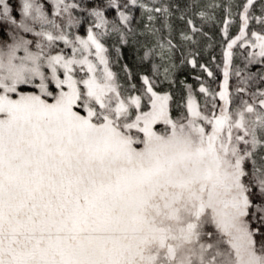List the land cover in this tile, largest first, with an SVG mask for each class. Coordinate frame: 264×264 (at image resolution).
Here are the masks:
<instances>
[{"label":"snow or ice","instance_id":"obj_1","mask_svg":"<svg viewBox=\"0 0 264 264\" xmlns=\"http://www.w3.org/2000/svg\"><path fill=\"white\" fill-rule=\"evenodd\" d=\"M255 3L235 14L225 6L224 36L234 16L240 25L220 90L196 77L204 103L186 85L173 117L157 81L170 80L177 46L153 25L162 15L171 36L169 7L20 0L14 14L0 0V264H264V87H249L264 85V8L255 15ZM218 7L190 0L179 18L191 34L181 39L194 42L202 30L193 17L212 19ZM136 8L156 39L142 59L161 61L139 85L126 65L121 81L106 46L112 35L128 42ZM238 43L242 68L232 63Z\"/></svg>","mask_w":264,"mask_h":264},{"label":"trees","instance_id":"obj_2","mask_svg":"<svg viewBox=\"0 0 264 264\" xmlns=\"http://www.w3.org/2000/svg\"><path fill=\"white\" fill-rule=\"evenodd\" d=\"M143 2L149 4V6H153V4L157 7L164 5L172 11V15L168 19V23L172 26L170 37L168 29L162 27L164 23L162 15L154 14L157 18L153 21V25L161 30L162 36L172 39L173 43L177 46L171 56V64L174 67H170L167 63L164 64L165 67H170V80L163 81V76H161V80L157 81V91L171 93L172 101L170 102V106L173 117H176L184 111V102L187 94L186 85H192L197 99L201 104L204 103L205 97L198 92L200 81L196 77H200V80L205 83L206 87L215 91L220 90L223 83V52L227 42L238 34L240 25L239 16H234V22L229 26L227 38L224 36L223 26L224 20L226 19L225 6L231 4L232 12L235 14L240 10L239 6H242L245 0H215L221 7L209 10V15L213 17L212 19L201 20L199 17H193L196 26L202 30L195 35L194 42L184 41L180 36L181 32L191 34L188 25L184 20L179 18L181 12L184 11L185 6L190 0H143ZM209 2L210 0H200L201 5ZM12 3L16 12H18V1L14 0ZM176 5L180 6L179 10L175 7ZM262 8H264V0H256L252 11L255 15H260ZM107 15L109 19H113L115 13L110 12ZM147 15L142 9H134V18L131 25L134 32L126 36L127 43H122L116 35H112L106 40V43L110 45L114 43L116 45V52L113 55V59L117 64V73L120 74L122 82L125 78L124 72L122 71L125 65L131 70L133 81L139 85V75H151V64L153 62L161 63L158 58L155 61L142 59L147 48L153 46L156 42L155 37L145 30V26L149 24ZM188 15L191 16L192 12H189ZM250 28L259 30V25L253 22ZM246 51L239 43L233 47L232 63L234 67L242 68L244 66L245 61L243 57ZM193 57L197 62L196 67L188 63ZM200 65H205L213 75L209 77ZM257 68L258 66L256 65L250 66V70L253 73L257 71ZM161 72H163V68ZM237 82V77L235 76H232L229 81L230 90L233 91L234 95H236L235 85ZM260 84L259 81L250 82V90L254 91L256 88L264 87V85ZM244 97L245 99L248 98L247 95ZM217 103H221L218 98Z\"/></svg>","mask_w":264,"mask_h":264},{"label":"rangeland","instance_id":"obj_3","mask_svg":"<svg viewBox=\"0 0 264 264\" xmlns=\"http://www.w3.org/2000/svg\"><path fill=\"white\" fill-rule=\"evenodd\" d=\"M13 1H14V0H11V3H12ZM17 1H18V8H17V10H18V12H19V3H20V0H17ZM12 5H13V3H12ZM13 7H14V5H13ZM18 12H15L14 14H18ZM80 31H81V34H83V29H81ZM106 40H108V38H107ZM106 46L109 48V56H110L111 60L113 61V70L117 72V64H116V62H115L114 59H113V55H115V52H116V45H115L114 43H113L112 45L106 43ZM258 85H259V84H258ZM260 85H261V84H260ZM28 90H31V89H28ZM163 92H165V91H163ZM236 95H239V94H236ZM244 98H245V97H244ZM172 115H173V114H172ZM157 130H158V131H164V130H165V126H164L163 124L158 125V126H157Z\"/></svg>","mask_w":264,"mask_h":264}]
</instances>
